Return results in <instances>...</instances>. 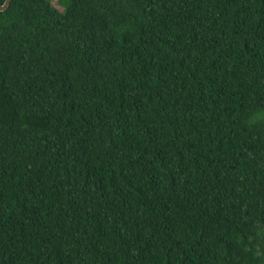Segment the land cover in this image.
Instances as JSON below:
<instances>
[{
	"label": "trees",
	"instance_id": "trees-1",
	"mask_svg": "<svg viewBox=\"0 0 264 264\" xmlns=\"http://www.w3.org/2000/svg\"><path fill=\"white\" fill-rule=\"evenodd\" d=\"M52 1L0 12V264H264V0Z\"/></svg>",
	"mask_w": 264,
	"mask_h": 264
},
{
	"label": "water",
	"instance_id": "water-1",
	"mask_svg": "<svg viewBox=\"0 0 264 264\" xmlns=\"http://www.w3.org/2000/svg\"><path fill=\"white\" fill-rule=\"evenodd\" d=\"M10 0H5L3 2V4L0 6V12H2L3 10H5V8L7 7L8 3Z\"/></svg>",
	"mask_w": 264,
	"mask_h": 264
},
{
	"label": "rangeland",
	"instance_id": "rangeland-1",
	"mask_svg": "<svg viewBox=\"0 0 264 264\" xmlns=\"http://www.w3.org/2000/svg\"><path fill=\"white\" fill-rule=\"evenodd\" d=\"M55 1L56 0L51 2L52 6L55 7L56 9H58L59 11L62 10V7L59 8V6L57 5V3Z\"/></svg>",
	"mask_w": 264,
	"mask_h": 264
}]
</instances>
